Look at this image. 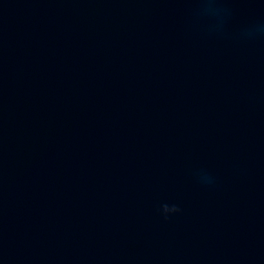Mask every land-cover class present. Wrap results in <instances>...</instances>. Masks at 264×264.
Listing matches in <instances>:
<instances>
[{
	"label": "water",
	"instance_id": "95a60500",
	"mask_svg": "<svg viewBox=\"0 0 264 264\" xmlns=\"http://www.w3.org/2000/svg\"><path fill=\"white\" fill-rule=\"evenodd\" d=\"M184 8L0 0V264H264V44Z\"/></svg>",
	"mask_w": 264,
	"mask_h": 264
},
{
	"label": "clouds",
	"instance_id": "9594fccd",
	"mask_svg": "<svg viewBox=\"0 0 264 264\" xmlns=\"http://www.w3.org/2000/svg\"><path fill=\"white\" fill-rule=\"evenodd\" d=\"M187 27L206 37L229 40L237 44L256 47L264 44V10L255 7L258 0H179ZM240 5H249L243 8ZM198 182L213 186L216 177L206 170L197 172ZM157 214L171 221L183 214L176 203H162Z\"/></svg>",
	"mask_w": 264,
	"mask_h": 264
}]
</instances>
